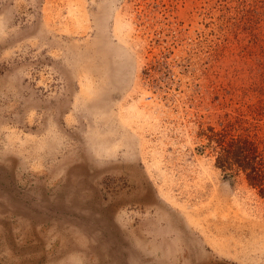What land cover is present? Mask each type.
Wrapping results in <instances>:
<instances>
[{"label": "rangeland", "instance_id": "rangeland-1", "mask_svg": "<svg viewBox=\"0 0 264 264\" xmlns=\"http://www.w3.org/2000/svg\"><path fill=\"white\" fill-rule=\"evenodd\" d=\"M223 133L264 152V0H0V264H264Z\"/></svg>", "mask_w": 264, "mask_h": 264}, {"label": "trees", "instance_id": "trees-1", "mask_svg": "<svg viewBox=\"0 0 264 264\" xmlns=\"http://www.w3.org/2000/svg\"><path fill=\"white\" fill-rule=\"evenodd\" d=\"M225 134L208 137L217 142L214 143L217 152L215 165L223 171L231 170L228 174L242 172L248 183L258 186L259 192L264 194V152L248 138L232 136L225 140Z\"/></svg>", "mask_w": 264, "mask_h": 264}, {"label": "bare ground", "instance_id": "bare-ground-1", "mask_svg": "<svg viewBox=\"0 0 264 264\" xmlns=\"http://www.w3.org/2000/svg\"><path fill=\"white\" fill-rule=\"evenodd\" d=\"M101 34H104L103 33V31H99V33H98V35H100L101 36ZM105 35V34H104ZM102 45H104V44H102ZM83 62V61H82ZM87 62L85 63V65H83L84 67L85 66H87ZM80 65V64H79ZM82 66V67H83ZM110 67L111 68H113V64L111 63V65H110ZM118 71H121V69L120 68H118ZM82 76H83V78H85L86 80H87V77H89L90 79L91 78H93V77H97V78H99L100 79V83H99V87L100 86H102V75H103V73L102 72H104V71H101L99 68L97 69V70H93V74H91L92 72H88V69H83L82 70ZM95 72H97V73H95ZM122 72V71H121ZM120 73V72H119ZM102 78V79H101ZM98 79V80H99ZM105 83V85H107L108 83H106V81H104ZM80 83H81V86H80V93H81V96H82V98L85 96V99H86V101H88V100H90L93 96L94 97H96V95H99L98 97L99 98H101V97H105V98H107L108 96H109V94L110 95H113V93H115L116 91V89L117 88H120V83H113V81H111V83L109 84V85H107L106 86V92L107 93H104L103 91H101L100 89H101V87H100V89H99V91H97L94 87H95V85L93 84V85H91V84H89V80H87L86 82H81V80H80ZM105 87V86H104ZM115 91V92H114ZM93 134V136H94V138L95 139H98V137H100V133L99 132H94V133H92ZM51 138H53V136L52 137H50V136H48L47 137V139L49 140V142L47 143V141H44V139L43 140H38V138H36V139H34L33 140V144H34V148H36L37 150L39 149V148H45V147H48V148H50L51 147V145L53 144V142H55V141H53V140H50ZM99 140V139H98ZM52 143V144H51ZM91 142L89 141V144H90ZM89 146H92V148H93V150L95 151V153L93 154L96 158H98V159H100L101 160V158H102V156L104 155V154H106L109 150H110V148H108L107 150H103V148L102 147H97V145H93V144H91V145H89ZM98 149H97V148ZM23 150L24 149H20L19 151H22L23 152ZM28 151V150H27ZM21 152V156L20 157H24L25 156V154L24 153H22ZM22 166H24V165H22ZM96 167V166H95ZM10 169V168H9ZM41 191V190H40ZM40 195V194H39ZM37 197H39V198H42V196L40 195V196H37ZM134 199H136V198H134ZM137 200V199H136ZM39 201H41V200H37V201H34L33 202V205L36 207V209L35 210H37V207H39L40 208V210L39 211H42V212H44V211H47L48 209H46V206H47V208H49L50 207V205L53 207V208H55V205L58 207V208H60V209H62L63 211H65V212H67V210H68V208L66 209L65 207H60L61 205H57V204H55V203H53V202H51L49 199H47V196H45V195H43V199H42V201H43V203L39 206ZM120 201H122V200H117V201H115L114 202V204L115 205H117V204H119L120 203ZM87 203V204H86ZM82 204L83 205H88V207L90 208V209H93V208H95V207H97V205H95L94 203H92L90 200H85V198H84V201L82 202ZM41 207H43V208H41ZM70 210V209H69ZM78 215V214H77ZM78 216H80V217H82V218H85V217H87L86 215H83V214H79ZM75 246V245H74ZM226 256H229V255H226Z\"/></svg>", "mask_w": 264, "mask_h": 264}]
</instances>
